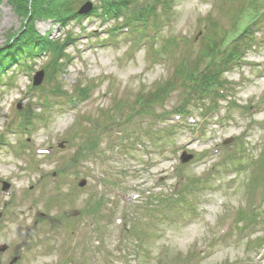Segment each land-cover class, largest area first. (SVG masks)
<instances>
[{
  "label": "rangeland",
  "instance_id": "rangeland-1",
  "mask_svg": "<svg viewBox=\"0 0 264 264\" xmlns=\"http://www.w3.org/2000/svg\"><path fill=\"white\" fill-rule=\"evenodd\" d=\"M163 2L134 0L159 24L139 43L107 41L135 9L111 22L37 21L42 38H75L60 70L48 52L5 71L0 264H264V0ZM24 25L0 0V50ZM183 65L217 74L223 98H189ZM180 106L193 119L183 131L151 132L176 124ZM185 152L195 158L180 165Z\"/></svg>",
  "mask_w": 264,
  "mask_h": 264
},
{
  "label": "trees",
  "instance_id": "trees-1",
  "mask_svg": "<svg viewBox=\"0 0 264 264\" xmlns=\"http://www.w3.org/2000/svg\"><path fill=\"white\" fill-rule=\"evenodd\" d=\"M80 1L81 0H8V2L15 9V12L24 18L25 25L17 35L13 36L11 40H9L8 45L10 46L5 50H0V85L3 82L5 71L9 69L11 65L15 66L16 62L22 59L40 56L46 51L51 53V65L55 67L56 74L58 73L60 69L56 68V66H58V62L63 58V53H65L64 47L70 45L69 41H74L75 38L73 35L68 36V39L66 38L67 40L64 39L65 44L63 43V47L57 40L52 41L51 39L46 37L42 38L35 30L34 25L37 21L40 20H51L63 26L68 25L73 21L80 22L82 18H85V16H79V11L83 4ZM103 1L105 2V5H107L105 8L110 9L114 12V14L119 15L124 10H129L130 5L134 0ZM99 11L100 8L95 7L93 9L94 14L98 13ZM251 34L252 33H250V31L248 30L244 32V35H247L249 37L251 36ZM213 50H215V47L213 49H210V52ZM232 50L233 53L229 55V60H233L236 56L239 55L237 47H233ZM190 76V78H193L194 81H196L195 75H193L192 72L190 73ZM196 82L202 84L201 87L213 83L221 84L220 80L217 79V74H211L207 77L199 76L198 81ZM150 103L151 102H149L148 105ZM29 119L31 118L29 117ZM19 126L23 127L24 124L20 123ZM168 138H171V134L168 136ZM260 188H263V186L257 187L258 190Z\"/></svg>",
  "mask_w": 264,
  "mask_h": 264
},
{
  "label": "water",
  "instance_id": "water-1",
  "mask_svg": "<svg viewBox=\"0 0 264 264\" xmlns=\"http://www.w3.org/2000/svg\"><path fill=\"white\" fill-rule=\"evenodd\" d=\"M90 10H91V5H87V6H85V7L81 10L80 14H86V13H88ZM42 75H43L42 73H40V74L37 75V77H36V85L39 84V83L41 82ZM190 159H191V158H189V157L185 158V162H188ZM5 186L8 187L7 185H5ZM4 249H5V248H4Z\"/></svg>",
  "mask_w": 264,
  "mask_h": 264
}]
</instances>
